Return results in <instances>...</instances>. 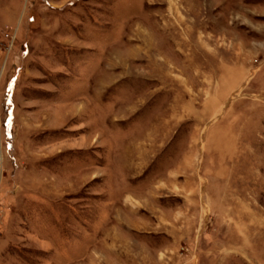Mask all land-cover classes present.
Wrapping results in <instances>:
<instances>
[{
    "label": "rangeland",
    "instance_id": "1",
    "mask_svg": "<svg viewBox=\"0 0 264 264\" xmlns=\"http://www.w3.org/2000/svg\"><path fill=\"white\" fill-rule=\"evenodd\" d=\"M0 264H264V0H0Z\"/></svg>",
    "mask_w": 264,
    "mask_h": 264
}]
</instances>
